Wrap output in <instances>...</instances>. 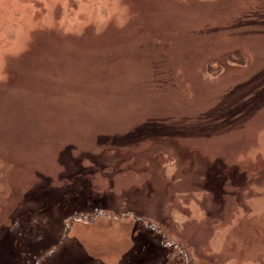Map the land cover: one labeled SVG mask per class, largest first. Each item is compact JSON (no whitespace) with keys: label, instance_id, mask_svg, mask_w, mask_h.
<instances>
[{"label":"rangeland","instance_id":"obj_1","mask_svg":"<svg viewBox=\"0 0 264 264\" xmlns=\"http://www.w3.org/2000/svg\"><path fill=\"white\" fill-rule=\"evenodd\" d=\"M252 12L264 0H0V264H188L134 220L65 216L82 180L118 215L166 201L194 264H264V105L232 103L264 73Z\"/></svg>","mask_w":264,"mask_h":264},{"label":"trees","instance_id":"obj_2","mask_svg":"<svg viewBox=\"0 0 264 264\" xmlns=\"http://www.w3.org/2000/svg\"><path fill=\"white\" fill-rule=\"evenodd\" d=\"M256 17H257L256 13L252 12L248 16H245L244 20H242V23H244L245 28H248L249 30L252 29V33H254L255 35H259L262 33L260 31L264 29V23L262 24L261 21H260L261 22L260 23L258 20H256ZM248 29H246V30H248ZM216 70H217V74H218V73H220L219 71L222 70V67L217 66ZM256 82H257V87L255 89L253 88L251 92H248V93L241 95V97L237 98L239 100H236L233 98V100H235V101L232 103H233V108H235L236 116H240L241 114H243L244 113L243 111H249L250 108L255 110V108H259L261 106V104H262V106L264 105V102H263L264 101V73L260 76L259 80H257ZM231 106L229 105V107H231ZM233 112L234 111L232 110L231 113H233ZM232 117L233 116L230 114V117L227 119H231ZM226 122H227V120H226ZM123 157H125V156H123ZM126 158L132 159L131 156H129V157L126 156ZM110 159L115 160L116 163H115V166L113 167V169H114V171L116 170V172H117V169L121 166L120 160L122 158H118V156L115 155V157H113V158L109 157V160ZM76 186H78L76 190L81 192L80 197L68 198V201H65L63 206H61V208L66 209V211H63V212H66L65 216L66 215L72 216L73 214L78 213L77 216L80 217L82 220L81 221H75V222H77V223L79 222L80 224L82 223V225L85 224V226H87L89 224L91 225L93 223L91 221V219L92 218L96 219L97 216L104 218L106 216L111 215V216H113V220L116 219L115 221L121 220V219L134 220L137 223L142 224L143 227H145V229L147 231H150V232L156 233L157 235H160L162 237V239L164 240V241H161V239H160V243H162V247H164V246L169 247V246H167L166 242H171L172 247H175L177 249L178 254H180L184 258V260L186 259L188 264H194L193 263V257L190 255V253H188V249L185 246L177 243V240L175 238H171L163 229V226L166 224L164 222L165 218H162L160 215L162 213V210H167V208L170 206L166 201L160 204L162 209H161V213L156 214L157 216L144 214V211L148 210V208H145L144 206H141V205H139V207H136V208H130V207H132L131 204H127L128 205V207H127L128 213H125V214L121 213L120 215H118L116 213L111 212L112 209H111L110 205L114 204V205L118 206L116 204V201H120V200H116V201L112 200L111 201V199L109 198L110 196L108 198L99 197L97 195V193H95V191L93 190L91 182L88 180H82L81 184H78ZM73 193H76V191H74ZM82 197L84 199H82ZM90 205L93 207H97V209H102V211L99 210L96 212L97 215L90 217L85 212H83V210L88 208ZM100 212L102 214H99ZM115 216H119V217H115ZM68 219H70V218L68 217ZM161 225H163V226H161ZM159 233H161V234H159ZM166 238H167V241H165Z\"/></svg>","mask_w":264,"mask_h":264}]
</instances>
